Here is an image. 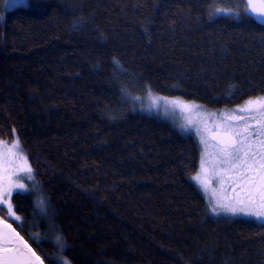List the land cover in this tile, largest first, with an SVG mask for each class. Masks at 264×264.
Returning a JSON list of instances; mask_svg holds the SVG:
<instances>
[{
  "label": "trees",
  "instance_id": "1",
  "mask_svg": "<svg viewBox=\"0 0 264 264\" xmlns=\"http://www.w3.org/2000/svg\"><path fill=\"white\" fill-rule=\"evenodd\" d=\"M245 10L0 0V141L18 140L47 212L14 194L21 219L0 218L45 264H264V223L213 213L197 185V138L133 102L148 91L214 112L264 96V27Z\"/></svg>",
  "mask_w": 264,
  "mask_h": 264
},
{
  "label": "snow or ice",
  "instance_id": "2",
  "mask_svg": "<svg viewBox=\"0 0 264 264\" xmlns=\"http://www.w3.org/2000/svg\"><path fill=\"white\" fill-rule=\"evenodd\" d=\"M24 4L25 0H7V6L12 9ZM248 8L256 15L257 22L264 24V3L258 9L249 0ZM114 63L118 64V61ZM192 107L199 106L183 105L185 110ZM202 123L203 128H197L201 143L205 145L207 152L211 141L213 152L210 154V162L202 160L201 174L194 179L205 192H209L215 178L221 185V191L227 192L223 187L227 178L231 182L229 187L233 193L232 196H220L212 189V212L243 214L254 220L264 219V98H250L244 106L233 110L231 114L212 120L211 124L207 120ZM17 148L18 140L12 145V149ZM8 155L21 160L23 163L16 170L26 173L32 179V169L28 166L26 157L17 156L11 149H8ZM206 164L210 166L206 167ZM13 189L24 190L25 185L13 183L10 179L0 182V211L6 206L8 217L19 221L21 217L16 215L10 200ZM40 203L43 206L44 201ZM0 225L3 226L0 229V264H44L11 224L0 220ZM57 244L61 249L66 247L60 236L57 237ZM61 264L67 262L62 261Z\"/></svg>",
  "mask_w": 264,
  "mask_h": 264
},
{
  "label": "rangeland",
  "instance_id": "3",
  "mask_svg": "<svg viewBox=\"0 0 264 264\" xmlns=\"http://www.w3.org/2000/svg\"><path fill=\"white\" fill-rule=\"evenodd\" d=\"M3 1V6L5 9H10L7 6V0H2ZM32 0H25V4L22 7H27L31 5ZM254 98H264V96H258ZM249 100V99H248ZM246 100V101H248ZM133 102L136 105L137 109L142 111L143 113L150 115V116H157L159 118L165 119L175 125L178 129L184 131V132H189L192 135H194L197 140L199 141L201 145V158H200V163H199V169L196 174H201V163L202 160L205 161H211V156L210 154L213 152V149L211 147V141L209 142V146L207 148V152L205 151V145L201 143L200 140V134L197 132V128H203V123L202 121L207 120L209 124H211L212 120H219L223 116H227L233 112V110L236 109H222L218 111H207L204 110L201 106L191 103V102H186L178 98H171V97H161L158 95L151 94L148 91H145L142 94H139L137 96H134ZM176 102V103H173ZM188 105H196L199 106L198 108L192 107L188 110H185L183 108L184 104ZM241 107V106H240ZM239 107V108H240ZM191 122V124H190ZM207 138V137H206ZM16 142L12 143H5L3 141H0V182L10 179L13 183H22L25 185L24 190H19V189H13V195L16 194L17 192H23L24 194H29L32 195V197L37 200L38 205L36 207L37 210L34 211L36 215H40L42 217L46 216V210L43 206H41V201H44V198L42 197V193L39 188V184L37 182V179L32 171V179H29L27 174L24 172L17 171L16 169L22 165V161L19 159H16L14 156L8 155V149H11L13 153H15L17 156H23L26 157L25 154L22 151V148L19 145V148L17 149H12V145ZM28 163V162H27ZM29 166V164H28ZM210 166V164H206V167ZM196 181V180H195ZM197 185L199 186L200 190L202 193L206 196L210 209L212 211V203H210V198L212 197V189H215L217 194L220 196L224 195H233V193L230 190L229 187V182L228 179L225 178V184L224 188L227 189V192L221 191V185L219 182L213 178L211 187L209 192H205L198 182L196 181ZM228 185V186H227ZM10 197L11 203H12V197ZM214 202V201H213ZM13 204V203H12ZM14 208V205H13ZM3 211H5V217L8 219H12V217H8L7 215V208L6 206L4 207ZM214 213V212H213ZM217 214V213H215ZM218 214H226L232 217H239V218H245V219H253L252 217H248L243 214H237V215H231L229 213L225 212H220ZM0 220H2L0 218ZM258 222L264 223V219L261 220H255Z\"/></svg>",
  "mask_w": 264,
  "mask_h": 264
},
{
  "label": "water",
  "instance_id": "4",
  "mask_svg": "<svg viewBox=\"0 0 264 264\" xmlns=\"http://www.w3.org/2000/svg\"><path fill=\"white\" fill-rule=\"evenodd\" d=\"M252 4H254L258 9L261 7V4L264 3V0H251ZM248 4H249V0H245V6H246V10H245V15L249 18H251L255 23H257L260 26L264 27V24L258 23L257 22V17L255 14L250 12V9L248 8ZM2 225H0V229H2ZM13 228V226H12ZM15 229V228H14ZM17 232V230H16ZM18 233V232H17ZM20 235V234H19ZM21 236V235H20ZM22 237V236H21ZM26 241V240H25ZM27 242V241H26ZM28 243V242H27ZM30 246V245H29ZM31 247V246H30ZM32 248V247H31ZM33 250V248H32ZM34 251V250H33ZM37 254V253H36ZM42 260V259H41ZM45 264V263H44Z\"/></svg>",
  "mask_w": 264,
  "mask_h": 264
},
{
  "label": "flooded vegetation",
  "instance_id": "5",
  "mask_svg": "<svg viewBox=\"0 0 264 264\" xmlns=\"http://www.w3.org/2000/svg\"><path fill=\"white\" fill-rule=\"evenodd\" d=\"M246 102H247V101L239 102V103H237V104H235V105H233V106H231V107H228L227 109H238L240 106H241V107L244 106ZM187 133L189 134L188 131H187ZM228 182H229L228 185H230L231 182H230L229 180H228ZM228 185H227V186H228ZM229 191H231V188H230ZM229 196H232V195L230 194Z\"/></svg>",
  "mask_w": 264,
  "mask_h": 264
}]
</instances>
